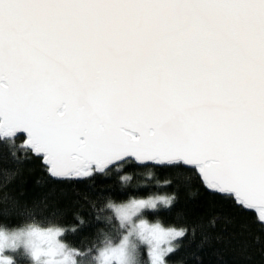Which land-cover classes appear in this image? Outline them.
<instances>
[{
  "label": "snow or ice",
  "instance_id": "6c2138e0",
  "mask_svg": "<svg viewBox=\"0 0 264 264\" xmlns=\"http://www.w3.org/2000/svg\"><path fill=\"white\" fill-rule=\"evenodd\" d=\"M0 145L89 187L128 164L191 166L264 224V0H0ZM174 199L109 201L120 238L90 251L63 229L0 232V256L141 264L146 250L147 264H169L189 230L144 214Z\"/></svg>",
  "mask_w": 264,
  "mask_h": 264
},
{
  "label": "trees",
  "instance_id": "16d2710c",
  "mask_svg": "<svg viewBox=\"0 0 264 264\" xmlns=\"http://www.w3.org/2000/svg\"><path fill=\"white\" fill-rule=\"evenodd\" d=\"M17 156L19 161L0 145V230L63 229L61 239L72 250L90 251L102 234L120 238L119 218L108 208L109 201L118 205L132 199L174 197L170 208L161 206L144 214L152 223L189 230L177 241L182 246L168 257L169 264H264V226L256 213L210 193L194 169L128 164L97 177L95 187H89L85 182H53L38 159H24L20 150ZM8 256L14 264H32L21 253ZM138 259L147 264L143 251Z\"/></svg>",
  "mask_w": 264,
  "mask_h": 264
},
{
  "label": "rangeland",
  "instance_id": "374dc122",
  "mask_svg": "<svg viewBox=\"0 0 264 264\" xmlns=\"http://www.w3.org/2000/svg\"><path fill=\"white\" fill-rule=\"evenodd\" d=\"M146 200V199H145ZM128 203V202H127ZM127 203H124V204H127ZM124 204H118L116 206H121V205H124ZM114 211V213L116 214V216L118 217V210L119 208L117 207L116 209H112ZM148 211H152V210H148ZM145 219V218H144ZM147 220V219H146ZM148 221V220H147ZM150 222V221H148ZM152 223V222H150ZM20 231H42V232H52L54 235L59 231V229H39V228H36V227H28V228H24V229H20V230H14V231H7V230H3L1 229L0 232H4V233H15V232H20ZM61 235H62V232H60V235L58 236V239H61ZM146 255V250L143 251ZM13 253H21L22 255H24L27 259H29L32 264H38V262L35 260L34 257H32L30 255V253L28 252H25L24 248L23 247H17L16 249L12 250V249H9V248H6L3 252V255L0 256V259H8L10 258L8 256L9 255H13ZM19 257H21V255H19ZM146 258H147V255H146ZM13 262V259L10 258ZM71 259H75L74 256H69V260ZM148 259V258H147ZM14 264V262H13Z\"/></svg>",
  "mask_w": 264,
  "mask_h": 264
},
{
  "label": "water",
  "instance_id": "95a60500",
  "mask_svg": "<svg viewBox=\"0 0 264 264\" xmlns=\"http://www.w3.org/2000/svg\"><path fill=\"white\" fill-rule=\"evenodd\" d=\"M137 165V164H136ZM139 167H144V166H155V167H163V166H156V165H152V164H147V165H138ZM185 168H188V169H193V168H191V166H184ZM195 170V169H194ZM196 171V170H195ZM197 172V171H196ZM197 174H198V172H197ZM199 175V174H198ZM200 177V176H199ZM200 179H201V177H200ZM201 181H202V179H201ZM202 183H203V181H202ZM204 184V183H203ZM205 186V185H204ZM207 189V188H206ZM208 190V189H207ZM210 193H212L210 190H208ZM246 211H249V212H254V213H256V215L258 216L259 215V213H258V211L257 210H250V209H245ZM263 226H264V224H263Z\"/></svg>",
  "mask_w": 264,
  "mask_h": 264
}]
</instances>
